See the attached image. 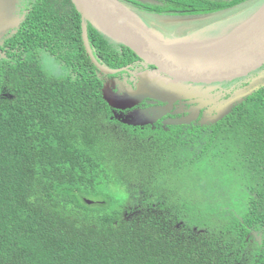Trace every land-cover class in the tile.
Here are the masks:
<instances>
[{"label":"trees","instance_id":"trees-1","mask_svg":"<svg viewBox=\"0 0 264 264\" xmlns=\"http://www.w3.org/2000/svg\"><path fill=\"white\" fill-rule=\"evenodd\" d=\"M28 1L0 41V264H264V87L208 126L124 124L69 60L90 63L73 1ZM90 31L106 67L136 57Z\"/></svg>","mask_w":264,"mask_h":264},{"label":"water","instance_id":"water-1","mask_svg":"<svg viewBox=\"0 0 264 264\" xmlns=\"http://www.w3.org/2000/svg\"><path fill=\"white\" fill-rule=\"evenodd\" d=\"M72 1L81 15L87 50L102 74L113 75L118 70L100 65L92 56L87 37V21L102 35L130 49L137 58L156 69L140 73L136 90L126 88L124 95L104 86L103 98L114 110L131 109L146 98L163 103L198 98L202 94L197 93V87L193 85L231 82L264 66V7L243 21L242 26L219 38L197 39L188 35L166 40L117 0ZM18 2L0 0V41L7 31L21 23V19L16 16ZM256 89L257 86L251 84L236 91L208 121L216 123L222 120L237 103L252 95ZM156 119L137 111L122 119V122L144 127ZM193 119H175L166 124H189ZM86 203L93 202L86 200Z\"/></svg>","mask_w":264,"mask_h":264},{"label":"flooded vegetation","instance_id":"flooded-vegetation-1","mask_svg":"<svg viewBox=\"0 0 264 264\" xmlns=\"http://www.w3.org/2000/svg\"><path fill=\"white\" fill-rule=\"evenodd\" d=\"M125 7L130 9L133 13H135L142 22L151 30L158 33L163 39L166 40H173L174 37H183L182 35L192 33L194 30L192 29V25H197V30L206 29L204 26L209 25L210 23H218L220 24L221 19L229 18L232 13L240 10L243 5H251L255 2L256 5L264 4V0H249L244 4H239L236 7L230 9H224L217 12H212L208 14H188L187 11H180L173 9V3L180 2L184 3L183 0H117ZM196 0H187V3H191ZM213 4L216 3H224L231 0H207ZM192 5V4H190ZM29 7V1L19 0L16 6V16L21 19V26L26 14L31 10H28L26 7ZM255 6L250 9L249 11L245 12L252 13ZM205 17L204 19H201ZM233 21L235 18L232 19ZM80 36H81V43L79 40H74L73 45L70 47L75 48L76 46L78 50H81V44L83 46L84 54L88 57L90 63L85 62L82 68L81 62L75 61L72 57H70V61L75 67L76 63L79 64L78 69H97L95 64L92 62L91 55L87 50L86 44L83 39V29H82V19L80 17ZM231 21V20H230ZM225 21L224 23H226ZM223 24V23H222ZM232 25V24H231ZM219 26V25H218ZM16 28V27H15ZM94 28L90 22L87 21V37L90 47V52L96 61L106 66L107 64L103 61L104 58L99 55L96 50L97 47V39L92 37V32L90 31ZM188 28V29H187ZM95 29V28H94ZM14 28L9 30L8 32H13ZM96 30V29H95ZM192 31V32H191ZM7 32V33H8ZM188 33V34H189ZM229 33V31H228ZM105 38V36H103ZM115 47L119 49V51L123 53V48L118 46L116 43L113 44ZM1 51V50H0ZM2 52V51H1ZM45 56H49L48 54H44ZM113 63H117L114 58H112ZM57 64L60 65L59 61L55 60ZM92 64L93 67L90 65ZM114 70H118L117 73L113 75H104L103 74V84L104 86H108L111 90L115 93L124 95L126 88H132L136 90V85L139 82L137 79L140 73L145 71H156V69L146 64L144 61H141L139 58L134 57L132 61L124 66H118ZM255 84L257 86L256 90H260L264 87V66L261 67L259 70L250 73L249 75L236 79L231 82H221V83H212V84H202V85H193V87H197V93H201L202 95L198 98H189V99H181L178 101H171V102H160L153 99H143L142 102L137 104L131 109L126 110H114L111 109V112L114 117L117 119H125L129 117L134 112H141L142 114L147 113L150 116L157 118L152 124L145 125L150 127H156L161 129H168L170 125L166 123L169 121H173L175 119H193L189 124H183L179 126H190V125H201V126H208L215 123H210L208 121L209 118H212L218 113V110L224 105V103L231 98L234 93L240 89L247 88L249 85ZM255 90V91H256ZM245 99V98H244ZM243 99V100H244ZM236 106V105H235ZM234 106V107H235ZM233 107V108H234ZM232 111V110H231ZM231 113V112H230ZM229 113V114H230ZM225 118V117H224ZM223 118V119H224ZM222 119V120H223ZM221 121V120H220ZM219 122V121H218ZM217 123V122H216Z\"/></svg>","mask_w":264,"mask_h":264},{"label":"rangeland","instance_id":"rangeland-1","mask_svg":"<svg viewBox=\"0 0 264 264\" xmlns=\"http://www.w3.org/2000/svg\"><path fill=\"white\" fill-rule=\"evenodd\" d=\"M254 6H255V2L249 6L243 5V7L240 10L232 13V15L229 18L221 19L220 24L210 23L209 25L204 26L205 28L207 27L206 29L201 28L200 30H197L198 24L192 25L191 30H194V31L193 32L191 31L192 33L188 32L189 34L187 33V34H184L182 36H188V35L192 36L193 35L197 39L198 38H205V37L219 38V37L223 36L226 32H228V31L231 32V31L235 30L236 28H239V26H242V22L247 20L248 18L252 17L259 10V8L264 7V4L262 3L260 5H256L254 10L252 11V13L250 12V13H247L244 15L245 12L249 11ZM204 18L205 17H202L201 19H204ZM233 18H235L234 21L232 20ZM225 21H227V22L224 23ZM209 28H211V29H209ZM42 65H43V68L46 71H48L49 73H53V74H57V75L59 73H61V69L59 68V65L57 64V62L48 56L42 57Z\"/></svg>","mask_w":264,"mask_h":264},{"label":"clouds","instance_id":"clouds-1","mask_svg":"<svg viewBox=\"0 0 264 264\" xmlns=\"http://www.w3.org/2000/svg\"><path fill=\"white\" fill-rule=\"evenodd\" d=\"M135 14V13H134ZM100 33V32H99ZM101 34V33H100ZM104 36V35H103ZM109 39V38H108ZM93 56V55H92ZM101 65V64H100ZM103 66V65H102ZM96 67V66H95ZM104 67H106V66H104ZM108 68V67H107ZM109 69H111V68H109ZM98 70V69H97ZM112 70H114V69H112ZM101 73V72H100ZM104 75H106V74H104ZM90 201V200H89ZM93 202V201H92Z\"/></svg>","mask_w":264,"mask_h":264}]
</instances>
